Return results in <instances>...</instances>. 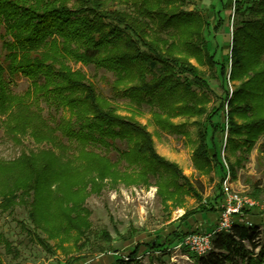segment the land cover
<instances>
[{"label":"trees","instance_id":"1","mask_svg":"<svg viewBox=\"0 0 264 264\" xmlns=\"http://www.w3.org/2000/svg\"><path fill=\"white\" fill-rule=\"evenodd\" d=\"M192 1L0 0V124L11 135L27 133L35 142L50 144H58L55 131L60 127L79 144L77 153L71 156L46 148L0 160V212L11 213L18 205L25 207L30 225L17 223L29 240L44 250L52 251L69 240L78 249L85 245L90 211L83 203L92 192L101 190L106 178L148 184L149 177L154 176L162 199L179 205L186 194H196L181 169L156 152L145 125L120 114L82 70L67 62L93 64L115 73L112 89L118 91L117 85L122 84V92L131 101L157 106L160 111L154 113L161 117L157 119L159 124L178 115L204 114L203 103L191 87L195 84L208 89V85L188 58L206 48L209 25L198 11L185 9ZM232 1L229 77L241 83L227 99V141L233 150L242 145L249 151L264 135V0ZM218 27L219 21L213 28ZM162 31H166L164 37ZM206 58L213 63L207 52ZM219 73L224 74L223 64ZM20 76L29 80L26 99L17 97L11 88ZM39 100L56 110H68L69 117L50 125L42 115ZM221 106L222 101L216 110ZM195 124V166L204 169L212 162L220 164L216 147L221 134L217 135L219 129L211 116ZM170 127L174 129L175 125ZM115 139L128 144L127 149L119 151L117 162L88 148L90 144L109 148ZM122 160L125 163L120 169ZM223 198L220 191L221 203ZM252 209L244 206L233 214L229 229L213 234L211 249L203 255L194 254V264H262L264 246L259 241L258 225L249 220ZM221 210L218 208L219 215ZM102 236L110 238L105 231ZM50 239L56 243L50 244ZM1 244L5 252L16 254L0 230ZM142 246L155 249L160 243L156 239L137 241L111 264H136ZM257 247L259 253L255 254ZM80 258L71 257L65 264Z\"/></svg>","mask_w":264,"mask_h":264},{"label":"rangeland","instance_id":"2","mask_svg":"<svg viewBox=\"0 0 264 264\" xmlns=\"http://www.w3.org/2000/svg\"><path fill=\"white\" fill-rule=\"evenodd\" d=\"M185 9L198 11L209 25V32L205 36L206 48L201 50L198 56L188 58L208 85V89H199L195 84L191 87L203 103L201 106L206 112L204 114L191 117L178 115L170 117L168 123L159 124L157 119L161 117L159 113H154V110L160 111L157 106L151 107L146 102L138 105L131 101L128 95L122 92V84L117 85L118 91L112 89L116 85L115 73L96 68L93 64L85 65L73 60L67 62L74 69L82 70L98 93L109 99L120 114L132 116L145 125L156 152L181 169L194 185L196 194L193 192L186 194L184 201L179 205L171 199H162L158 194L154 176L149 177L148 184L112 181L106 178L101 182V190L97 193L92 192L83 203L90 211L88 217L90 231L84 235L85 245L78 249L73 241L69 240L62 247L52 251H46L29 240L20 229L17 221H24L29 225L30 223L26 208L18 205L11 213L0 212V230L17 250L16 254L7 253L1 244L0 257L3 264H65L74 256L81 258L73 264L95 262L111 264L119 256L126 255L135 242L144 243L153 239L160 243L159 248L140 247L136 264H194V253L180 243V235L194 228L209 231L219 219L218 208L222 207L220 191L222 192L221 185L226 170L224 163L228 167V181L233 191L241 196L250 197L257 203L252 207L248 219L258 225L259 241L264 246V135L258 137L249 151L244 150L242 145L239 149L233 150L227 141L230 137L227 99L241 83V80L229 77L233 1L193 0ZM217 21L219 27L216 29L213 26ZM160 35L164 37L166 31L160 32ZM206 52L212 55L214 64L208 62ZM222 64L223 75L219 73ZM28 85L29 80L20 76L11 88L17 97L26 99ZM221 101L222 106L216 110ZM38 105L50 125L56 126L69 117L68 110H56L44 100H39ZM207 116H211L212 122L219 129L217 135L221 134L216 147L220 164L214 165L212 162L204 169H200L195 166L192 158V151L198 139L195 121L206 119ZM35 121L39 123L37 119ZM172 124L175 125L174 129L170 127ZM55 134L58 144L35 142L27 133L11 135L5 132L0 124V160H11L23 152H38L46 148L53 149L57 154L63 152L65 156L77 153L78 141L62 133L60 127L56 128ZM88 148L117 162L119 151L127 149L128 144L125 140L115 139L114 146L109 148L102 144H90ZM124 163L123 160L117 163L120 169H123ZM210 207L217 210H208ZM185 211L189 213L184 215ZM102 231L108 233L109 240L102 236ZM49 243L53 244L56 241L50 239ZM253 252L258 254L259 247ZM261 256L264 264V253H261ZM237 262L239 263V260Z\"/></svg>","mask_w":264,"mask_h":264},{"label":"built area","instance_id":"3","mask_svg":"<svg viewBox=\"0 0 264 264\" xmlns=\"http://www.w3.org/2000/svg\"><path fill=\"white\" fill-rule=\"evenodd\" d=\"M223 165L226 169L221 185L224 198L221 204L222 210L216 226L209 231L196 230L181 236L180 243L196 255L206 254L211 249L213 234L216 231L228 230L232 223L233 214L238 213L244 206L253 207L257 204L254 199L247 196H241L233 191L231 183L228 181V167L226 163Z\"/></svg>","mask_w":264,"mask_h":264},{"label":"crops","instance_id":"4","mask_svg":"<svg viewBox=\"0 0 264 264\" xmlns=\"http://www.w3.org/2000/svg\"><path fill=\"white\" fill-rule=\"evenodd\" d=\"M198 226V225H197Z\"/></svg>","mask_w":264,"mask_h":264}]
</instances>
